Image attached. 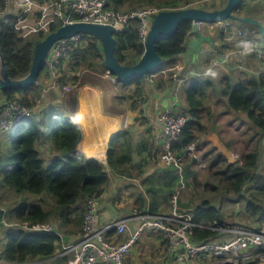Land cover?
Returning a JSON list of instances; mask_svg holds the SVG:
<instances>
[{
    "label": "trees",
    "instance_id": "trees-1",
    "mask_svg": "<svg viewBox=\"0 0 264 264\" xmlns=\"http://www.w3.org/2000/svg\"><path fill=\"white\" fill-rule=\"evenodd\" d=\"M33 1L40 7L46 6L49 2V0ZM133 1L135 7L125 12L145 7H156L160 11L200 8L205 3H212L211 0ZM244 2L236 10V15L240 16L243 12ZM126 4L127 0H109L108 8L122 11ZM9 5L10 0H0V51L10 78L20 80L31 71L36 45L51 33L58 31L64 23L55 14V10L47 12L45 16L44 10L37 8V12H34L35 24L31 27L34 22L30 24L29 17L34 14L25 10L10 12ZM25 24L31 28L37 25V34L30 35L29 32L33 29L26 27ZM193 27L192 21L185 22L174 36L157 43V52L164 62L185 53V44ZM250 28L256 29L252 26ZM138 30V22L134 21L123 32L115 35L116 56L122 65H135L146 51L145 42L141 40ZM103 62L104 52L99 40L85 36L73 47L68 60L62 63L58 77L53 83L59 92H63L66 87L78 85L79 74L83 72H105L107 69L103 67ZM150 75L130 83L120 82L122 96L116 99L120 102L132 101L131 108L135 111L137 100L145 96ZM45 77L46 79L52 77L47 65L40 75L38 85L22 90H0V96L5 100L18 99L26 106H34L37 99L44 97L45 105L49 94H45L44 89L50 84L43 83L42 86L41 80ZM193 90L188 95L192 115L181 138L174 143V150L179 156L196 139L193 119L197 120L195 117L198 114L195 110L202 106V95H197L195 88ZM230 103L233 108L247 112L252 126L262 128L263 135L256 144H252L250 148L252 150L244 154L241 164H225L224 171L220 169L215 173L217 176L220 175V178L215 179L213 175L210 176V185L206 187L214 191L216 188L220 189L215 197L208 190L203 197L195 198L193 194L189 196L192 207L197 200L202 201L198 208L192 211L193 220L198 224L224 221V214L213 202L214 199L245 201L247 216L264 220V174L258 173L263 156L264 77L260 81L236 88L230 96ZM45 110L46 107L39 113L41 117L37 114L23 121L19 127L20 131L15 133L17 137L11 140L13 152L11 158L6 162H3V156L0 159L1 197L7 199L12 197L17 202L10 209L0 208V219L8 218V221L20 224L28 223L31 227L56 223V227L53 231L26 230L22 226L1 228L8 230L6 233L8 246L4 251H0V264H31L37 259L43 261L54 259L64 250L62 235L71 236L82 231L88 197L103 193L111 184L106 165L97 159H88L78 151L82 141V131L69 113ZM129 135L131 136L127 131L117 133L109 146L107 163L117 174H123L133 162L129 150L132 140ZM119 138H122L120 149L117 147ZM193 161L196 162L194 159ZM188 168L189 166H184L183 170L186 180L192 175V171ZM173 175L175 183H165L167 195L164 193L161 196L166 202L172 200L176 192L175 188L180 184V175H176L175 172ZM143 183L150 194L152 190L149 187L159 185V182H149V180ZM250 184H253L251 189L248 188ZM156 200L159 201L160 196H156ZM146 204V197L140 193L136 199V207L144 212ZM151 213L161 214L158 211V203L152 204ZM218 238L217 232L207 229H195L193 237L196 242L218 241Z\"/></svg>",
    "mask_w": 264,
    "mask_h": 264
},
{
    "label": "crops",
    "instance_id": "crops-1",
    "mask_svg": "<svg viewBox=\"0 0 264 264\" xmlns=\"http://www.w3.org/2000/svg\"><path fill=\"white\" fill-rule=\"evenodd\" d=\"M23 1L10 0L9 11L37 12L35 9L39 8L38 6L20 8L19 4ZM244 1L243 12L240 17H250L264 24V0ZM220 5L216 8L218 9ZM51 10L45 9L44 15L46 16L47 12ZM250 26L233 20L215 24L199 23L198 30L189 34L185 44V53L177 58L165 61L161 67L152 72L151 75L149 74L150 82L145 91V96L143 99L137 100L135 111L131 108L132 101L120 102L116 99L122 96L120 82L114 84L111 79L105 77L103 72H89L88 74H92L100 81L105 82L106 85H110L111 88H105L98 82L97 84L80 78V82L76 86L66 87L63 92L51 90L48 93L49 98L51 93L55 97H52L50 112L67 111L80 127L82 141L78 146V151L88 159H97L106 165L111 184L104 191V199L100 206L101 224L133 218L134 209L139 211L140 216L155 215L151 213L152 204L154 203H158V211L161 214H168L171 210V200L166 202L161 196L164 193L167 195L165 183H175L173 172L180 175V184L175 188L176 192L174 194H179V206L182 210L191 211L190 213H192L202 201L201 199L197 200L195 204L193 203L194 207H192L191 199H189L191 194L195 198L197 196L203 197L206 190H208L215 197V194L220 192L219 188L214 191L212 188L206 187L210 185V182L202 181V178H200L204 175V172L207 171L210 176L213 175L217 179L220 178V175L217 176L215 173L220 169L224 171L225 164L233 165L243 162L244 154L252 150L250 149L252 144H256L263 135L262 128L252 126L247 112L233 108L230 103V96L236 88L244 87L250 82L260 81L264 77V63L252 52L254 49L264 46V37L258 27L251 29ZM43 80L46 84L50 83L48 86L54 82L52 77L50 79L45 77ZM194 88L197 95H202V106L195 110L198 114L195 117L197 120L193 119L195 122L193 128L196 133L194 143L197 145L199 156L205 161L207 167L202 169L197 165V162L186 159L182 168L178 169L175 166L166 165L161 159L164 126L160 122V116L163 111L169 108L174 113L182 114L189 119L192 115V108L188 101V95L194 91ZM67 95H74L77 99V103L72 110H69L64 104ZM98 97L102 100V107L104 100H107V103L109 102L108 110L103 109L108 114L110 121L117 124L115 131L110 134L108 142L104 144V156L102 154L89 155L82 149L81 146L86 133L77 120L80 103L83 101L88 102L89 98L95 101ZM121 131H127L131 134L129 136L132 142L129 150L133 162L124 170L123 174H117L107 163V151L108 145L110 146L115 135ZM97 132H94L96 141H92L95 144L98 141ZM121 140L122 138L117 139L119 149ZM4 153L2 154L3 157ZM184 166H189L188 169L192 171V175L188 180L184 177ZM260 172L264 174V139L263 156L258 169V173ZM145 180L159 182V185L149 187L152 190L151 194L147 192V186L143 183ZM215 186H217V182H215ZM251 187H253V184L248 186L250 189ZM140 193H143L147 199L144 212H141L135 205L137 196ZM156 196H160L159 201L156 200ZM213 202L221 208L225 221L222 224L229 231L219 236L218 241L221 243L232 240L237 231L259 230L264 225V220L260 221L247 216L245 201L214 199ZM143 222L144 220L141 217H134L128 224V231L124 235L117 236L116 240L125 242L131 238ZM52 225L54 228L56 227L55 224L52 223ZM146 231L150 232V242L153 245L152 249L155 251V258L151 257L150 259L154 261L153 264H170L171 262L178 264L176 259L167 257V243L163 234L157 231ZM80 232L71 236L63 234V248L66 245L78 242ZM4 238V241L0 240V251H4L6 242L8 243L6 234ZM140 242L145 246L148 244L142 242V237L138 243ZM138 243L134 246L129 261L141 264L143 257L141 258L142 253L139 250ZM61 252L54 259L45 261L37 259L31 264L40 262H44V264H66L65 258L60 257Z\"/></svg>",
    "mask_w": 264,
    "mask_h": 264
},
{
    "label": "built area",
    "instance_id": "built-area-1",
    "mask_svg": "<svg viewBox=\"0 0 264 264\" xmlns=\"http://www.w3.org/2000/svg\"><path fill=\"white\" fill-rule=\"evenodd\" d=\"M108 4L109 0H49L46 6L40 7L33 0H24L19 7L38 6L43 10L52 9L64 25L81 22L112 26L118 33L123 32L136 21L139 25V36L143 42H146L153 20L161 11L156 7L139 8L130 12L116 11L109 9ZM85 36L88 35L77 34L54 44L47 58V66L54 81L58 77L62 63L68 60L73 47ZM252 52L264 63V46ZM103 73L114 84L119 83L109 70ZM51 90H57L54 83L44 89V92L48 94ZM42 109H44V97L37 99L34 106H26L18 99L5 100L0 96V138L13 131L18 133L23 121L36 116ZM160 122L164 126L161 159L166 165L181 169L186 159H194L200 168L207 167L205 161L199 156L195 143L189 145L182 156H178L174 150V143L181 138L188 122L186 116L176 114L168 108L162 112ZM103 199L104 192L88 197L86 200L79 240L64 246L60 254V257L66 258V264H139L130 262L129 257L146 229L163 234L167 243V257L176 259L178 264H264V225L259 230L237 231L236 236L227 242H196L193 239L195 229H207L217 232L220 236L229 232L228 228L222 222L196 223L192 213L180 209L179 194H176L171 200V210L168 214L140 216L139 211L134 209L133 218L141 217L144 223L131 238L125 242H118L116 237L128 231V224L133 218L101 224L100 206ZM19 226L34 231L54 230L52 224L31 227L28 223H10L6 218L0 219V229ZM37 264H44V262Z\"/></svg>",
    "mask_w": 264,
    "mask_h": 264
},
{
    "label": "water",
    "instance_id": "water-1",
    "mask_svg": "<svg viewBox=\"0 0 264 264\" xmlns=\"http://www.w3.org/2000/svg\"><path fill=\"white\" fill-rule=\"evenodd\" d=\"M243 1L228 0L225 7L216 10L190 7L161 11L153 20L145 42L146 51L144 55L133 66L122 65L116 56L115 35L118 32L114 27L81 22L64 25L36 45L31 71L20 80L10 78L5 60L0 51V90H22L38 85L40 75L47 65V58L54 44L77 34H85L99 40L104 52L103 67L109 70L117 78L118 82L122 83L133 82L161 67L164 59L157 52V43L174 36L180 26L188 21L194 23L192 33L198 30L199 23L215 24L233 20L258 27L264 37V24L250 17L236 15V10Z\"/></svg>",
    "mask_w": 264,
    "mask_h": 264
},
{
    "label": "rangeland",
    "instance_id": "rangeland-1",
    "mask_svg": "<svg viewBox=\"0 0 264 264\" xmlns=\"http://www.w3.org/2000/svg\"><path fill=\"white\" fill-rule=\"evenodd\" d=\"M213 1V3H212V5L211 4H209V3H205L204 5H203V7H200V8H203V9H208V10H213V8H216L218 5H220V3H221V5L219 6V8L218 9H221V8H223L226 4H227V2H228V0H212ZM134 4H135V2L133 1V0H127V4H126V6H124L123 7V9H122V11H129L131 8H134L135 6H134ZM199 8V7H198ZM36 10V9H35ZM34 15H30V17H29V22H30V24L31 23H33L34 21H35V19H36V15H35V13H33ZM34 24H35V22L31 25V27H33L34 26ZM25 26L26 27H28V28H31L30 26H28L27 24H25ZM31 29H33V30H31L29 33H30V35L31 34H34V35H36L37 34V32H38V26L36 25L34 28H31ZM89 72H87V73H82L80 76H79V78H81V79H86V80H89V81H91V82H94V83H100V84H102L105 88H111L110 87V85H106V83L105 82H103V81H100L99 79H97L95 76H93L92 74H88ZM44 78H42V80H41V84H42V86H43V83H44V80H43ZM79 82H80V80H79ZM97 83V84H98ZM52 94V93H51ZM51 100H53L52 99V95H50V98L47 100V102H46V104L44 105V108L46 107V108H48L47 110H45L46 112L47 111H49V110H51ZM54 100H56V99H54ZM77 99H76V97L74 96V95H67V97H66V99L64 100V104L66 105V107L69 109V110H72L73 109V107L76 105V103H77V101H76ZM55 102H57V101H55ZM107 106H109V102L107 103V100H104V103H103V108L105 109V110H108V107ZM66 109V108H65ZM77 109V108H76ZM44 110V109H43ZM41 114H39V117H41L40 116ZM15 133H16V131H13L12 133H10V134H7V135H3L1 138H0V159L2 158V154L4 153V161L3 162H6V161H9V159L11 158V156H12V154H13V152H12V142H11V140L12 139H15L17 136H15ZM200 178H202V181H207V182H210L211 181V179H210V174L207 172V171H205L204 172V175L202 176V177H200ZM0 198H2L1 197V194H0ZM17 202L15 201V200H13V198L11 197L10 199H7V197H4V198H2L1 200H0V208H2V207H4V209H10V207H12V206H14L15 204H16ZM170 207V206H169ZM8 219V218H7ZM9 220V219H8ZM10 223H16V222H11V221H9ZM55 223V222H54ZM144 223V222H143ZM56 224V223H55ZM1 231V236H0V240L1 241H4V235L6 234V232L8 231V230H6V229H0ZM146 230H148V229H146ZM145 230V232L142 234V242H144V243H148L146 246L145 245H143V243H138V247H139V250L141 251V258L143 257V259H141V264H149V263H154V261L153 260H150L151 259V257L152 258H155V256H154V253H155V251H154V249H152V243L150 242V239H151V237H150V232H148V231H146ZM8 246V243L6 242V247ZM147 246H149L150 248L148 249V247ZM37 264V263H36ZM170 264H173V262H171Z\"/></svg>",
    "mask_w": 264,
    "mask_h": 264
},
{
    "label": "bare ground",
    "instance_id": "bare-ground-1",
    "mask_svg": "<svg viewBox=\"0 0 264 264\" xmlns=\"http://www.w3.org/2000/svg\"><path fill=\"white\" fill-rule=\"evenodd\" d=\"M77 120L82 125L86 133L85 140L83 141V144L81 146L82 149L89 155L102 154L104 156V144L108 142V138L110 134L115 131L117 124L110 121L108 114L102 107L101 98L98 97V99H96L95 101L89 98L88 102H81L79 111L77 113ZM95 131H98V141L96 142V144L92 143V141L95 140Z\"/></svg>",
    "mask_w": 264,
    "mask_h": 264
}]
</instances>
